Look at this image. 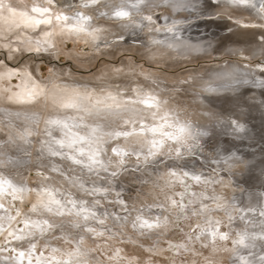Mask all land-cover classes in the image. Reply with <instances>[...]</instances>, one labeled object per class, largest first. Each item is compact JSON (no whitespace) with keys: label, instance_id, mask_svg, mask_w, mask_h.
<instances>
[{"label":"bare ground","instance_id":"bare-ground-1","mask_svg":"<svg viewBox=\"0 0 264 264\" xmlns=\"http://www.w3.org/2000/svg\"><path fill=\"white\" fill-rule=\"evenodd\" d=\"M81 1L82 3L78 0H74V3L75 5H80L81 3L82 5L94 6L92 7V10L96 8L95 11H105L108 18L111 17L116 10H119L118 5L121 3V0H100L97 4L94 5L91 3V0ZM206 1L207 0H185L187 6L194 5V8H196V10H198L197 8H199L198 12L200 11V16L201 18H203L198 23V25L190 23L191 25L189 24V26L184 25L188 20H185L186 18L184 20H175L178 24L177 30H180L179 32L175 33V44L180 46L169 47L168 45L173 43V36H169L168 34L152 36L153 40L165 41V43L163 44H155L156 46L153 45L152 47L147 44L144 45V47L150 48V50L147 52V55L155 64H165L168 62L172 65L175 64V61H178L180 59H196L204 53L209 58L213 56L218 57L217 59H215L216 61H219L217 65L210 64L204 66L200 71H187L181 74L180 79L176 78L171 80L165 78L161 75V73H158L157 71L150 68L146 70H138L129 67L122 70H117L116 72H114V74H111L108 79L103 77L101 82L105 83L106 85L99 88L92 84H86L84 82L78 81L77 78H63V74L66 73V71H64V69L62 70V68H59L60 71L57 70L58 68L53 69L50 80L40 81L38 80L39 77L37 76L38 78H36L33 71L29 68H14V66L11 67L10 65H7L6 62H2L0 71L9 72L14 70L16 74L12 76L5 75L3 76V78H0V164L3 167H0V177H5L7 179H10L11 181L12 179H14L16 181V183L12 181L14 184L28 187V182L24 181V178L26 180L29 171H48L47 174H49L52 172L51 169L53 167H59L64 172V176L53 172L54 177H51L53 176V174H49L52 179L47 175V177L38 176L34 179V181H36L38 185H29L32 188H37V186L39 185H44L50 187L55 191L56 189L51 185V181H53V183H55L54 185L57 184L59 187L58 189L61 191V194H57V190L55 191L58 199H61L62 201H66L68 199L77 201H79L80 199H84L88 201L89 203L86 206L90 207L91 210L96 213V219H89V221L87 222L88 226L95 229V232L89 233L83 231L80 228L73 227L72 222L77 219L74 215L66 214L63 217H54L49 216L48 214H41L39 211L37 213H33L31 211L27 212L26 209H24V211V203L29 201L31 204H35L38 201V197L36 196L35 192L33 194L24 193L21 194L22 200L20 199V210L17 208L16 210H14L10 208L11 205L5 206L6 204L4 205V209H7V212H5L4 209H0V237H5L8 240L13 241L15 239H13V237L8 233L13 232L16 235H20L21 233L19 230L22 228H19V225L20 223H23L25 219L41 220L48 218L52 221H55L58 225H61L60 228L56 229L57 231L55 233L57 234V236L53 232H50L48 234L45 233L43 236H41L37 232L34 238H30L32 239V242L36 244L37 249H40V246L38 247L37 243L41 240L44 241L43 243L46 246L45 251L43 250L44 256H49L51 254L52 248H58L60 249V251L55 253V255L58 258L63 257L65 253H67L68 251H72L76 247V241L80 236H83L84 240L80 245V248L81 251L86 255L81 258L86 260L87 264H123V260L125 261L126 257L128 258L127 260H135V255L133 253H127L128 247H126V245H112L113 242L116 243L120 241L119 239H116L117 233H121L120 231H122L123 229H132L133 231L141 233L158 231L160 229L162 231L158 232L157 234H164V231H166L168 232V234L169 232H171V235L173 234V237L177 236L179 237V239L181 237L182 240L183 237H187V241L183 240L179 242L175 238L176 241L172 242L176 245L167 247L178 254L180 252H185L188 256L191 253H198L202 255L201 258L205 259L206 261L209 260V262H213L214 264H242L239 261H236V263H234V260H236L235 258L234 260L231 259L232 255L237 256V254H235L233 251H236L235 249L238 248V244L233 243V241L234 239H239V235L245 231L250 235L257 236L261 233L260 221L264 220V217L260 216L259 213L261 210H264V206L263 208H259L258 206H262V204L264 205V190H256L254 189V186L250 185H248L249 187L246 186L245 188H240V186H236V184L241 183L246 179H237L235 177H237L238 175H240V177L241 175L247 176L248 172L244 170L248 169L249 175L251 174L250 178L253 181L256 180L257 182L264 184V170L259 171L260 174L255 176V174L258 173L256 172L258 170L257 166H252L253 164L251 162L241 160V157H245V152H242L243 150H239L240 145H244L248 152H256L254 151L256 149V146L258 147V149L259 147H264V143L261 144L263 146H258L259 143H249L244 138H252L253 140H255L256 138H261L258 140L256 139L257 142H261L264 140V90H261L259 88H263L262 86H260V83L264 82V73L260 71L259 64L251 65L248 64V62L244 63V61H242V63L238 60L223 61L222 59L227 56H234L240 59L249 58L251 60H256L264 57V12L259 11V4H257L256 8L247 6H233L228 3L227 0H224L223 2H220L219 5L210 6L205 3ZM12 2L14 3V1ZM134 2L135 0H127L126 10H131V4ZM25 3L28 4V9L33 6L31 3L35 5L43 4L44 6H47L46 3L40 0H37L36 2L33 1L31 3L30 1H25ZM161 4V0H148V3L145 5V9H147L148 6H150V8H155V6H159ZM67 6L72 5L69 3ZM165 6L167 7L168 5L166 4ZM142 7L144 8V6ZM194 8L193 10L196 11ZM179 10L178 12L180 13L182 9L180 11ZM171 11L173 10L171 9ZM220 13H225L222 15H226L228 19L230 18V20H227L225 18L226 16H222L218 20L210 22L206 19V17H204ZM50 14L53 17L52 23L50 25L42 24L34 30L21 29L9 34L10 49L11 46L14 49H19L20 55H22L21 51H24L25 49L27 50V52H31L30 50H36L37 42H39L38 46L40 50H48V44H52V47H54V44L59 41L60 36L58 35L62 34L61 37L66 36L67 28L69 26H66L67 28H63L61 27L63 21L57 22L55 20V15L58 14V12L56 13L53 7H51L50 9ZM4 15H7L6 11L4 12ZM66 16L69 17L68 14ZM245 20L247 21V23H243V21ZM172 21H174V19ZM172 21H170V19H167L165 23L167 26H171V24L173 23ZM83 24L85 27V31L83 33H79L80 36H77V42H80L83 39L86 41L88 39V35L90 37L92 36L91 38H93V41L96 39L101 40V38L104 37L108 41L117 39L118 41H120V39L126 37L127 35H133V37L135 38H132V40L135 43L142 39L141 35H138V31H136L138 27H136L137 25L135 24V22H122V24L120 23V26H116V24L110 23V25L104 24L102 27H100V25L96 28H92L91 26L94 25L86 23L85 21L83 22ZM225 28L234 31L231 33L226 31L224 33L223 31H225ZM38 33L42 34V36L38 37ZM46 33H50V35H46ZM73 33L75 34L77 32ZM167 38L170 39L166 40ZM9 40H4L2 37H0V42H2L0 43V46L2 47V49H9V47L4 46L5 44L9 43ZM19 42L21 43L19 44ZM181 42H183V44H181ZM69 55L72 56L70 53ZM10 57L15 58L16 54L10 53ZM80 59L81 58H79L78 61ZM84 61L85 62H81L86 63V60ZM28 62L29 65H31V59H29ZM252 63H254V61ZM25 73L31 76L32 80L36 84H38L41 89L44 90L45 94L36 97L35 100L31 102H15L14 94L22 90V85L25 80ZM229 73L234 74L235 79L232 76L227 75ZM129 74L132 75L133 78L129 77ZM193 75L199 76L196 77ZM15 76H17L16 82H14L13 80ZM20 76L22 77L21 81L19 80ZM95 76L98 75L96 74L94 75V77ZM110 78L111 80H109ZM115 78L121 79L112 80ZM132 81L136 82L137 85V89L135 90V92L131 88L128 89V87L131 86V83L129 82ZM8 82H10V86H8ZM177 82L181 85H178ZM251 83H254V87L257 86L258 88L250 89L246 86H243ZM53 85H58L61 88L68 89L76 88L80 89L82 92L87 91L89 93H92L93 97L103 98L111 94V96L119 102H126L132 99H136L138 95L151 92L156 95L157 98L166 102L164 107L166 110H170V120L178 119L180 123H188L189 125H191L193 138L186 139L181 144H178V147L181 149V154H183L184 157L186 156V158L189 160L192 159L195 155L196 161L199 160L204 164L209 162V171L204 172L203 169L199 168V170H197L191 168L190 166L182 167L184 168L182 169L175 163L172 164L173 167H170V164L166 165L167 168L171 169V172H176L179 179L181 178L189 180L188 184H190L189 186L192 187L186 188L184 192L182 191L178 198L174 199L178 201V205L180 203L187 205V207L184 209L190 214V217L188 216L189 218L187 219V221H192L189 232H186L184 229H182V226L185 223L176 222L175 224H172L171 221H169V218L165 216V209L160 210L158 209V205H156V203L158 202L157 200H159L158 197H154L153 194H147V191L149 190L148 182L143 184V182L148 180V174L152 175L153 171L160 172L163 170V168L160 169V167L158 166L163 162V158H160L162 160H160V163L158 162L157 164H154L156 163L158 158H153L152 156H150V159H152L150 160L148 156L147 159H144L145 161H148V163L143 167L138 168L137 170H133L134 168L132 169L129 167H125L120 176L123 175L122 177H125L126 180H130L135 183L133 185H129L128 181L120 176L118 180H113L116 178H112L110 175L106 174L110 170L109 164L113 165L115 163L114 165L122 167L120 164H118V159L111 161L106 160L107 158L105 157V152H108V150L112 148L108 147L107 145L109 143L112 144L114 142L113 141L111 143L112 140H115L116 142V149L127 151L128 153L133 154L139 153V155H143L141 156L142 158H145V154H147V147L140 148V146L131 139L125 140L123 137L110 139L109 137L105 136L102 142L94 143L91 145V147L99 149L98 159L103 161L104 166H97L91 172L80 165H73L71 161L67 159H62L61 157H52L48 154L47 149L46 147H44V145L51 139V137H49L47 134L50 128L49 125H47L46 121L51 118H55L57 115L63 116V113H58L56 110H54V106L52 104L49 90ZM208 87L218 89V91H203L204 88ZM252 90L253 93H251ZM9 97H13V100H9ZM67 114L74 115L71 110H69ZM254 121L256 125L253 124ZM160 122L161 121L159 120V117H157L155 121H153L151 117H148L144 121V123L146 124ZM80 123H82V125L94 126V121L87 118ZM109 123L111 124L112 128L116 127L117 122L111 121ZM42 128L44 129V132L42 131ZM25 130L27 131V133H30V135L28 134L29 136L34 135V137L26 140L27 138L24 132ZM51 130L53 136H55L57 139L61 138V133L58 129ZM105 130L108 131L111 130V128L106 125ZM73 131H78L81 135H86L89 131V128L81 127L79 129H73ZM5 133L7 134L9 141H7V139L3 136ZM199 133L205 134L198 135ZM22 135L25 137L24 139H21ZM205 137L209 138L210 141H217L215 145H211L212 148H206V152L204 146L202 148L201 146L200 148L197 147L199 146L197 143H199L200 141H202L201 143L207 144L204 141ZM18 140H25L26 144L14 145V143H17ZM39 142H42L43 144L41 145L39 144ZM32 143H35V146H33ZM222 143L226 145L230 144L232 148L228 150V148L221 146ZM7 144L11 145L14 156L8 154V150L7 148H5L8 146ZM79 146L80 145H78V147ZM82 146L85 147V149L89 147V145L87 144ZM164 147L163 148L166 149V146ZM193 148H195L196 150ZM134 149L135 151H133ZM164 149L160 150L162 154L165 151ZM174 149H176V147H173L172 150L174 151ZM63 151L68 152L69 154H74L72 150L67 148H65ZM13 152L11 151V153ZM160 152L158 154H161ZM262 153L263 152L260 151L251 154H255L254 157L258 159L259 156L262 155ZM174 156L176 157V160L174 159V161L181 160L180 156ZM117 157L119 159L122 157L124 158L123 155ZM229 157H232V159H228ZM254 157L250 156L248 158ZM225 160H228V162L225 163ZM8 161H11V163H8ZM63 161L65 163H69L67 164L70 165V169L73 175H70L71 173H69L68 170L69 166H65L66 164ZM204 164L203 166H201V168L205 166ZM5 167H8L10 169L7 170L8 168L5 169ZM105 168L107 169V171H105ZM224 168L231 172V175H233V179L230 177V184L225 182V179L220 176V174H218L219 170H223ZM127 171L129 172V174H126ZM185 171L189 173L188 177H183V172ZM192 175L201 176V181L199 183L194 182L191 179ZM76 176H79L81 178V180L84 182V187L89 191H91L92 188H99L102 190V192L104 189H107V191L103 192V194L89 196L87 195V193L79 189V187L72 184L71 181ZM258 176L259 179H256ZM121 181H123L124 184L121 183ZM171 183L168 182L160 185L161 183L158 182L159 187H157V185H152L151 187H153L155 190H158L160 188L157 193H161L163 196H165L166 193L173 192V188L176 184L174 181H172ZM233 184H235L236 189H239V192L238 190L232 192L236 193L237 191L241 196H243L244 200V202L242 203L239 202L240 204L238 207H233V210L236 211L239 208H243V210L241 213L235 215L236 223L233 227H230L229 229H220V227L218 226H228L230 222V219L228 218L229 207L228 204L225 203L226 201H230V198H223L222 200H220V202H215V200L213 199L215 202L214 205H212L213 200L211 201L210 198L215 196V190H224L228 192L231 191V189L234 188ZM261 186L263 185H260V187ZM37 190L39 189L37 188ZM131 192H137L138 194H141V196L150 198V200L155 201H153L150 205L146 207L143 206L142 209H139V211H137L136 213V216L134 217L132 213V208H134L133 206L136 207L137 204H141L142 206L143 201L139 196L134 197L135 199L130 198L133 201H128L126 199V196H123V193L131 194ZM232 192H229L230 195L233 194ZM193 193H195V196L192 195ZM4 199H6L8 203L12 200L10 195L7 194L0 196V202L2 201L1 203H3ZM95 201H99V203L96 204L94 208H92V203H94ZM172 201H168V210L174 209V207H176V210L178 211L180 207L178 205L173 206V204H170L172 203ZM189 201H192V203H189ZM197 202L201 203L197 204ZM232 202L230 201V204ZM162 203L163 202L161 201V205ZM192 204H194V206H192ZM204 205H206L207 207H204L203 211H200V208ZM68 207L70 208L71 205H68ZM12 210L16 211V214L17 211H19L20 214H12ZM117 210H119V212ZM192 212L196 214L194 215ZM137 216H141L143 219H147L150 222H155L157 220V217H159L161 227L150 231L141 230L139 229V227L133 228V222L135 221ZM9 217H15V219L10 220ZM101 220L103 221L102 224L99 223V221ZM214 220L218 221V224L215 227L214 225L216 223L214 224ZM195 225L197 227L199 225L200 226L195 231V233H193L192 231L195 228ZM216 227L221 232L228 233L229 239L227 241L217 238L215 243H213L210 237H201V239L199 240L195 239V236L198 235L201 230L210 231ZM108 229H110L114 233V235H108L107 237H104V239H101L103 236L96 234L102 232L104 235L105 231H107ZM25 231H27V229H25ZM125 234L127 235L125 236L124 234H121V237L124 239L123 241L134 243L132 237L136 236V234L134 232H126ZM60 236L61 238H59ZM105 240H108L109 243L112 242V244L108 243L102 248V250L107 255V258L105 259V256H103L102 258L98 257L99 254L97 253L98 249L95 248L96 246H86V244L91 242L93 243V245H96L97 243ZM16 241L17 240H15L13 244L9 242L11 245H13L11 246V249H16L15 258H12L13 256H11V254L9 253V249L7 250L3 245L0 246V264H20L18 253L20 251H25L27 253L29 244L27 240L23 242ZM66 241H71V243H67ZM259 241H262V243L260 244ZM1 242L2 241L0 238V243ZM254 243L258 244V246L263 247L264 249V240L256 239ZM40 245L44 246L41 243ZM205 245H207V247H205ZM142 247L144 249L146 248L145 245H143ZM226 248H233L234 250L225 251L224 249ZM163 249L164 248H159L158 251L160 253H164ZM39 254L40 251L38 250L36 251V253H33V264H35V257ZM170 256H173L174 259ZM144 257V260L142 259V261L136 262L135 264H142L143 262L144 264H175L179 261H183V256L181 257V255H179L177 257L173 254L172 251H169L167 252V255L159 256L158 258L156 256H153V254ZM127 263L131 264L130 262ZM23 264H28L27 258L23 260ZM253 264H255V262ZM259 264H261V262Z\"/></svg>","mask_w":264,"mask_h":264},{"label":"rangeland","instance_id":"rangeland-1","mask_svg":"<svg viewBox=\"0 0 264 264\" xmlns=\"http://www.w3.org/2000/svg\"><path fill=\"white\" fill-rule=\"evenodd\" d=\"M12 1H14V3H15V1H19V0H12ZM25 1H27V0H25ZM29 1H34V0H29ZM40 1L46 3L47 5L49 3V0H40ZM78 1L82 3L81 0H78ZM98 1H100V0H98ZM223 1L224 0H207L205 3L207 5H210V6H215V5H219V3L223 2ZM69 3L72 6H67ZM81 3H80V5H75L74 0H52V5H53L52 7H53V9H54V11L56 13L57 12L58 13L61 12V9H63V11H64L63 15L64 14H66V15L68 14L69 18L71 19L72 17L75 16V14H76L75 13V9H77V7L79 6L80 7V11L83 12L86 16L89 17V19H87V21H85V22L94 25V26H91L92 28H96L97 26H100V25H101L100 27H102L104 24L105 25H110V23H114V24H116V26H120V23L122 24V22H129V23H134L135 22V24L137 25L136 27H138V29H136V31H138V35H141L142 39H140V41L135 43L132 40V38H135V37H133V35L132 36L127 35L128 37L126 36V37H124L125 39L122 38V39H120V41H118V39L117 40H109L108 41V40H106L105 37H104L105 39L101 38V40H97L96 39V40L93 41V38H91L92 36L90 37L87 34L88 35L87 38L90 39V40H88V39L86 40L88 42H86L84 39L81 40L80 42H77V38L80 36L79 33H83L84 31L83 32H79V33L77 32V33L74 34L73 32H75V31H71L70 30V28H69L70 25L69 24H65L64 22H62V24H61L62 26L61 27L64 28L66 26H69L68 28L66 27L67 28V32H66L67 34H66V36H63V37H61L62 34H59L58 35V36H60L59 41H57V43H55L56 45L54 44V47H52L53 46L52 44H50V45L48 44L47 45V46H49L48 50H43V49H41L39 51L30 50L31 52H27V50L25 49L24 51H21L22 55H20V50L14 49V48H12V46H11V49L10 48L9 49L8 48L7 49H4V48L2 49V47L0 46V66H2L1 65L2 62H6V63L11 64L12 65L11 67L14 66V68H18V67L21 68V69L29 68L30 70L33 71V73L36 76V78L39 77L38 80H40V81L50 80V76L52 75L53 69L58 68L57 70L60 71V69L62 68V70L64 69V71H66V73L63 74V78H65V79H71L72 77L73 78H77L78 81L84 82L86 84H92V85H94L96 87L101 88L102 86L106 85L105 83L101 82L103 77L108 79L111 74H114V72H116L117 70H122L124 68L131 67V68H135V69H138V70H140V69H145L146 70V69L150 68L152 70L157 71L158 73H161V75L163 77L172 80V79H176V78L180 79L181 74H183V73H185L187 71H190V72L200 71V70L203 69L204 66H207V65H210V64L217 65V63H219V61L215 60V59L218 58L217 56H213V57L209 58V57H207L205 55V53L201 54L196 59H191V60H187V59H183L182 60V59H180L178 61H175L174 62L175 64H172V65H171V63H168V62L165 63V64H155L152 61V59L147 55L148 54L147 52L150 50V48H146V47H144V45L147 44V45H150L151 47L153 45H155L153 43V41H154L153 38H152L153 35L168 34L169 36H173V34H174L173 32H168L165 29V26H166L165 22H166L167 19H170V21H172L174 19V21H175V20H179V19H183L184 20L186 18L185 20H187V19L188 20H187V22L184 25L189 26L190 23H194V24L198 25V23L202 20L203 17L201 18L200 11L198 12L199 8H197L198 10H196V8H194V5L193 6H186L185 7L186 10L184 8H181L183 11L181 9H180L181 11L178 9L180 11V13L178 12L177 9H176L177 11L174 10V8L170 7V5H168V4H167L168 6L166 7L165 6L166 4H164V3H162L159 6H155L156 9L155 8H150V6H148V8L145 9V6H144V8L143 7L141 8V11L143 10L142 14L144 16L152 15V21L151 22H149V21H143L142 22L139 17H136L135 18L136 20H134V22H131V21H129L126 18L117 19L114 15H112L111 17L108 18L107 15H101V13H105V11H102V12L95 11L96 8L94 10H92V7H94V6H90V5H88L87 8H85V7H83L84 5H82ZM188 7H190V8H188ZM193 8L196 11H194ZM171 9L173 11H171ZM132 10L133 9L128 10V11L130 12ZM182 12H186V13H182ZM175 14H176V16H175ZM222 14H225V13H220V14L211 15V16L209 15V16H204V17H206V19L208 21L214 22L215 20H218L222 16L223 17L226 16V15H222ZM165 15H167L168 17L165 16ZM169 16H170V18H169ZM225 18L227 20H230V18L228 19L227 16ZM183 20H181V21H183ZM174 21H172V22H174ZM239 21H241V20H239ZM245 22L247 23L246 20L243 21V23H245ZM72 23H75V20H72ZM156 27H159L161 30L159 32L155 31L154 29ZM224 30H225V31H223L224 33L226 31H228L230 33L234 31V30L231 31L230 29H227V28H225ZM179 31L180 30H175V33L179 32ZM68 32H69V34H68ZM39 36L41 37L42 34H39L38 37ZM201 36H203V35H201ZM168 39H170V38H167L166 40H168ZM95 41H97V42H95ZM0 43H2V42H0ZM20 43L21 42H19V44ZM136 44H138V45H136ZM10 53L11 54L15 53L16 57L15 58H11L10 57ZM69 53L75 58L70 56ZM75 54H76V56H75ZM81 54H83V55H81ZM84 55L86 57L87 56H90V57L86 58ZM233 57L234 56H230V57L227 56V57H224L222 60L223 61H225V60L226 61L227 60H229V61H237L238 60L240 62L244 61V63L248 62V64H251V65H257V64L261 65L260 63L264 61V57H261V58L256 59V60H251L249 58L240 59V58H237V57H234V58ZM76 58H78V59L81 58V59L78 61V59H76ZM29 59H31V61H32L31 65H29V62H28ZM84 60H86V63H82V62H85ZM253 61H254V63H252ZM103 72H105V73H103ZM96 74L98 76L94 77V75H96ZM102 74H103V76H102ZM193 76L198 77L199 75H193ZM129 77H132V75L129 74ZM14 79H17V76H15ZM21 79H22V77L20 76L19 80L21 81ZM120 79L121 78H115V79H112V80H120ZM109 80H111V78ZM129 83H131V86H129L128 89L131 88L135 92V90L137 89L136 82L132 81V82H129ZM7 84H8V86H10V82H8ZM178 85H181V84L178 83ZM243 86H246V87H248L250 89L258 88L256 85H255L256 87H254V83L246 84V85H243ZM259 88L261 90H264V87L263 88L259 87ZM251 93H253V90H252ZM253 124L256 125L255 121L253 122ZM42 131L44 132L43 128H42ZM24 132H25V135H26V138H27L26 140H28L29 138L31 139V138L34 137V135L33 136H29L27 134L26 130ZM3 136L7 139V141H9V138L7 137L6 133ZM244 138L249 143H253V144H258L259 143L258 146H263L261 144L264 143V140L261 141V142L260 141L259 142L256 141V139L258 140V139H261V138H256L255 140H253L252 138H247V137H244ZM204 141L207 144L201 143L202 141H200L199 143H197L199 145L197 147L200 148V146H201V148H202L204 146L205 147V152L207 151L206 148H212L211 145H215V143L217 142L215 140L210 141L209 138H207V137L204 138ZM111 143L112 144L109 143L107 145L108 147H112V148L110 150H108V152H105V155H106L105 157L107 158L106 160L107 161L108 160L111 161V160L118 159V164H120L122 166V167H118V166L114 165L115 163L113 165L109 164L110 165V167H109L110 170L106 174L110 175L112 178H116V179H113V180H118L120 177L123 176V175L120 176V174L124 171L125 167H129V168H132V169L134 168L133 170H137L138 168L143 167L144 165H146L148 163V161L144 160L145 159L144 157L143 158L141 157L143 155H139L140 158L138 159L137 156H136L137 154H135V153L134 154L133 153H129L128 156H124V158L122 157V158L119 159L112 152V149L116 147L115 140H112ZM17 144L21 145V144H26V143H25V140H23V141L18 140V142L14 143V145H17ZM39 144L42 145L43 143L39 142ZM167 144L164 145V146H166V149H164L165 147L163 148L165 150L163 152V154H162V152H160L161 154H158L157 156H155L158 159H157L156 163H154V164H157L158 162L160 163L162 161L161 159L163 158V162L160 165H158L160 167V169L163 168V170L160 171V172H154L153 171L152 175L148 174L147 175V179L148 180L143 182V184L148 182L149 190L147 191V194H150V195L153 194L154 197L155 196L158 197V199L160 201L157 200L158 202L156 203V205H158V209H160V210L165 209V216L167 218H169V221H171L172 224H175L176 222L185 223L186 225L183 224L182 229H184L186 232H189L192 221H187V219L190 217V214L188 212H186V210L182 211L181 209H178V211H177L176 207H174V209L168 210V207H167L168 201H172L175 198H178L180 196V194L182 193V191L184 192L186 188L191 187V186H189L190 184H188L189 180L182 179L183 182H181V178L179 179V177L177 175L176 176H172L171 175V173H172L171 169L167 168L166 165L170 164V167H173L172 164L175 163V164L179 165L180 168L186 167V166H190L193 169L199 170V168H200V169H203L204 172H208L209 171L208 168H210V163L207 162V163L204 164L203 162L201 163L199 160L196 161L195 160V155L193 156L192 159L189 160V159L186 158V156L184 157L183 154H181V151H180L181 149L178 147V144H174L172 142H168ZM7 145L8 146L5 147V148H7L8 154H11L12 156H14V152H13V150L11 148V145H9V144H7ZM32 145L35 146V143H32ZM221 146H224V147L228 148V150L232 148V146L230 144L226 145V144L222 143ZM173 147H176V149H179V151H180V159L181 160L174 161V159L176 158L174 155L177 156V154H176V149H174V151L172 150ZM195 148H193V149H195ZM239 150H243L242 152H245V157H243V158L241 157V160H244L246 162H251L253 164L252 166H257L258 170L256 172H258V173L255 174V176L259 175L260 174L259 171L264 170V147H259V149H258V147L256 146V149L254 151H256V152L262 151L263 152L262 155L259 156L258 159L254 157L255 154H253V155L251 154V153H256V152H253V151H249L248 152L244 145H240L239 146ZM11 151L13 153H11ZM146 155L147 154H145V157H146ZM250 156H253L254 158H248ZM38 157H40V156H38ZM127 157H129V158H127ZM182 157H184V158H182ZM133 158H134V160H133ZM38 159H41V158H38ZM149 159H150V156H149ZM177 159H179V158H177ZM150 160H152V159H150ZM67 163L68 162H66L65 163L66 165L65 164L64 165L67 166L69 164V163L68 164ZM261 163H263V164H261ZM203 164L205 166L201 168V166H203ZM68 166H69L68 167L69 173H71L70 175H73V173L71 172V169H70V165H68ZM252 166H250V167H252ZM261 166H263V167H261ZM0 167H2L1 164H0ZM212 167H213V165H212ZM7 168L8 167H5V169H7ZM9 169L10 168H8L7 170H9ZM182 169H184V168H182ZM129 170H131V169H129ZM27 171H29V170H27ZM111 171L112 172L113 171L114 172L117 171L116 172L117 175L116 176H112V172ZM128 171L126 172V174H129ZM244 171L248 172L247 176L241 175V177H240V175H238L235 178L243 179V180L246 179V180L241 182V183H237L236 186H240V188L241 187L245 188L246 186L249 187L248 185H250V186H254V189H256V190H260V189L264 190V184H261V183L257 182L256 180L253 181L250 178L251 174L249 175V170L248 169L244 170ZM256 172H254V173H256ZM38 173H43V176H45V177H47V176L50 177V175L53 174V176H51V177H54V173L53 172L49 173L50 174L49 175V174H47L48 171L47 172L34 171V170L31 171V172L29 171V174L26 177V180L24 178V181L28 182V185H27L28 187L27 188L31 189L32 185L33 186L38 185V183L36 181H34L35 178H37L38 176H41V175H38ZM218 174H220V176H222L225 179V182H227L229 184L231 182L230 179L231 178L233 179V175H231V172H229L225 168L223 170L220 169ZM122 178L125 179V177H122ZM256 179H259V176ZM12 181H14V183H16V181L14 179H12ZM126 181H128L129 185L135 184V183H133L130 180H126ZM172 181H174L175 184H176L174 186V188H173V192L166 193L165 196H163L161 193H159V194L157 193V191H159L160 188L158 190L157 189L155 190L153 187H151L152 185H157V187H159L158 182L161 183L160 185H162L163 183L164 184L168 183V182L171 183ZM51 182H52L51 183L52 187H54L56 190H58V191L55 190L57 192V194H61V191L58 189L59 188L58 185L57 184L54 185L55 183H53V181H51ZM121 183H123V181H121ZM29 184H31V186ZM233 185H234V188L231 189V191H229V192H232V191H235V190H238V192H239V189H236L235 184H233ZM260 185H263V186L260 187ZM258 186H259V188H258ZM229 192L228 191H224V190H215V196L210 198L211 201L214 199L215 202H220V200H222L223 198H226V197L230 198L231 202L233 201L231 204H230V201H226L225 202V203L228 204V207H229L228 208V215H229L228 218L230 219V222H229L228 226H223V225L218 226V227H220V229L221 228H228L229 229L230 227H233L235 225V223H236L235 215L241 213L242 210H243V208H239L236 211L233 210V207H235V206L238 207L240 203L244 202L243 196H241L237 191H236V193L232 192L233 194H231V195H230ZM33 193L34 192H32L30 194H33ZM107 193H109V192H107ZM131 194L130 193H123V196L124 197L126 196V199L128 201H131L132 199H135L134 197L139 196L142 199V201H143L142 206H141V204H137V203H136L137 204L136 207L133 206L134 208H132L133 209L132 213H133L134 217L136 216V213H137V211H139V209H142L143 206L146 207V206L150 205L153 201H155V200H150V198L143 197V196H141V194H138L137 192H131ZM130 198H132V199H130ZM8 200H9V198H8ZM12 200L8 203V201H6V199H4L3 204L4 205L6 204L5 206L11 205L10 208H12L14 210H16V208L20 210V208H21L20 199L13 200V201ZM214 200L212 201V205H214V203H215ZM161 201L163 202L162 203L163 206L161 205ZM263 202H264V199H263ZM199 203H201V202H197V204H199ZM170 204H172V203H170ZM229 204H230V206H229ZM31 205L32 204L29 201L24 203L23 204V210L26 209L27 212L30 211ZM192 206H194V204H192ZM263 206L264 205L262 204V206L260 205L258 207L259 208H263ZM152 208H155V207H152ZM14 210H12V214L13 213L16 214V211H14ZM117 211L119 212V210H117ZM230 215H232V216H230ZM132 219H134V218H132ZM214 224H215L214 227L217 226L218 221L214 220ZM23 226H24V224L20 223L19 228H24ZM199 226L197 227L195 225V228L193 229L192 232L195 233V231L199 228ZM56 229H54L52 232L55 233L57 231ZM129 229H130V227H129ZM160 231H162V230L159 229L158 231H150L148 233H146V232L141 233V232L133 231L132 229H130V230L123 229L122 231H120L121 233H117L116 234V239H119L121 242L120 241L116 242V243L113 242V244H112V242L109 243L108 240H105V241H101V242L97 243L96 245H93V243L91 242V243L86 244V246L87 247L96 246L95 248L98 249L97 253L99 254L98 257L102 258L103 256H105L104 257V259H105V258H107L106 257L107 255L102 250L104 245H106L108 243L112 244V245H119V246L126 245V247H128L127 253L129 252V254L133 253L135 255V260H133L135 262H133L132 260H127L128 258L126 257L125 258L126 260L125 261L123 260V262H124L123 264H129L127 262H130L131 264H135L136 262L142 261V259L144 260V258H145L144 256H147V255H150V254H153V256H156L158 258L159 256L167 255V252H169V251H172L173 254L175 256H177V257L179 255H181V257L183 256L182 257L183 261H179L178 262L179 264H184V263L185 264H214L213 262H209V260L206 261L205 259L201 258L202 255H200L198 253H191V254H189L187 256L185 252H180L178 254V253L174 252L172 249L167 248V247H171L173 245H176L172 241H176V239H177L178 242L179 241H183V240L187 241V237H183V240H182L181 237H180V239L177 236L173 237L172 236L173 234L171 235V232H169V234H168V232H166V231H164V234H161V233L157 234ZM126 232H134L136 234V236L132 237L134 243H129L128 241H125V242L123 241L124 239L121 237V234H124L126 236L127 235V234H125ZM48 233H50V232H48ZM48 233H46V234H48ZM55 235L57 236L56 233H55ZM59 235H61V234H59ZM108 235H114V233L110 229H108L107 231H105V234L102 235L103 237L101 239H104V237H107ZM156 237H158V238H156ZM0 238H1V241H2L0 243V246L3 245L7 250L9 249V253L11 254V256H13L12 258H15L16 253H15V251H12L13 249H11V246H13L11 244H13L15 242V240L11 241V240H8L5 237H0ZM59 238H61V236ZM236 240H238V239H234V241H236ZM113 241H115V240H113ZM39 242L44 245V243H43L44 241L41 240ZM39 242L37 243V245H38V247L40 246L39 247L40 249H37V250L40 251V253H41V252H43V250L45 251L46 246L45 245L44 246L40 245ZM259 243L261 244L262 241H259ZM143 245L146 246L145 249L142 247ZM165 245H166V247H165ZM28 247H29V245H28ZM159 248H164L163 249L164 253H160L158 251ZM224 250L225 251L226 250H232L233 251L234 249L233 248H230V249L226 248ZM235 250L236 251H233V252L235 254H237V256H233V255L231 256L232 260H234V258L236 259V260H234V263H236V261H239L242 264H249V263L253 264L254 262H255V264H259L261 262V259L264 258V249H263V247H260V246H258V244H255V243H254V246H250V247H243V246L238 245V248H236ZM170 257L173 258V256H170ZM106 262H109V261H106ZM178 263H175V264H178ZM142 264H144V262Z\"/></svg>","mask_w":264,"mask_h":264},{"label":"snow or ice","instance_id":"snow-or-ice-1","mask_svg":"<svg viewBox=\"0 0 264 264\" xmlns=\"http://www.w3.org/2000/svg\"><path fill=\"white\" fill-rule=\"evenodd\" d=\"M161 2L168 4L177 10L187 6L185 0H161ZM227 2L233 6H247L251 8H256L257 4H259V11L264 12V0H227ZM91 3L95 5L98 3V0H91ZM147 3L148 0H135V2L131 4L133 11L130 13L126 10L127 0H121V3L118 5L119 10H116L113 15L117 19L126 18L131 22H134L136 17H139L142 22H151L152 15L144 16L141 11L142 6H145ZM52 6V0H49L47 6H44L43 4H34L30 9H28L25 0H19L18 3H13L12 0H0V37L4 40H9V34L14 33L17 30H34L42 24L50 25L53 20V17L50 14ZM83 7L87 8V5H84ZM5 11L7 12V15H4ZM75 13V16L70 19L68 16L63 15V9H61V12L55 15V20L57 22L63 21L65 24H69L71 31L78 33L83 32L85 31L83 22L89 17L80 11L79 6L75 9ZM101 15H107V13H101ZM72 20H75V23H72ZM165 29L168 32L174 33L172 37L173 43L168 46H180L175 44V30L178 29V24L174 21L171 26L166 25ZM154 30L159 32L161 29L156 27ZM46 35H50V33H46ZM153 43L163 44L165 41L154 40ZM181 44H183V42H181ZM38 45L39 42H37L36 51L40 50ZM4 46L10 48V40L9 43ZM260 71L264 73V65H260ZM14 74H16L14 70L9 72L0 71V78H3L5 75L12 76ZM227 75L232 76L235 79L234 74L229 73ZM260 86L264 87V82H261ZM203 91L215 92L218 91V89L208 87L204 88ZM44 94V90L32 80L29 74L25 73L22 90L14 94V100L15 102L21 103L31 102L35 100L36 97ZM49 94L51 96L54 110L58 113H63V116L57 115L55 118L46 121L50 128L47 134L51 139L44 145V147H46L50 156L67 159L71 161L73 165H80L89 172L93 171L97 166H104L103 161L98 159L99 149L93 148L91 145L102 142L105 136L110 139L121 137L125 140L131 139L139 145L140 148L147 147L148 151L145 159H147L148 156L155 157L169 141L174 144H181L186 139L193 138L191 125L188 123H180L178 119L170 120V110H166L164 107L166 102L160 100L151 92L138 95L136 99L126 102L117 101L111 96V94L103 98L93 97V94L87 91L82 92L80 89L76 88H61L58 85H53L49 90ZM8 99L13 100V97H9ZM69 110H71L74 115H68L67 113ZM148 117H151L153 121L159 117L161 122L146 124L144 121ZM86 118L94 121V126L82 125V123H80ZM111 121L117 122L115 128L111 127V124L109 123ZM106 125L111 128V130L106 131ZM81 127L89 128L86 135H81L78 131H73V129H79ZM51 129H58L61 133V138L57 139L53 136ZM27 134L30 135V133ZM204 134L205 133H199L198 135ZM24 138L25 137L22 135L21 139ZM86 144L89 145L87 149L82 146ZM78 145L80 146L78 147ZM65 148L72 150L74 154L64 152L63 150ZM133 151H135V149ZM112 152L116 156L129 155L127 151L118 150L116 148H113ZM176 154L177 157L180 156L179 149H176ZM137 158H139V153H137ZM228 159H232V157H229ZM224 162L227 163L228 160H225ZM8 163H11V161H8ZM51 171L64 176V172L59 167H53ZM105 171H107L106 168ZM38 175L43 176V173H38ZM116 175V172H112V176ZM171 175L176 176L177 174L176 172H172ZM188 176L189 173L187 171L183 172V177ZM191 179L194 182L199 183L201 181V176L192 175ZM71 182L74 186L79 187V189L87 193L89 196L103 194V192L107 191V189H104L102 192L99 188H92L91 191H89L84 187V182L79 176H76ZM181 182H183L182 179ZM37 188L39 190H37ZM37 188L29 189L23 185L14 184L10 179L0 177V196L7 194L10 195L13 200H18L21 199V194L35 192L38 201L31 205V212L37 213L39 211L41 214H48L49 216L54 217H63L66 214L74 215L77 219L72 222L73 227L80 228L89 233L95 232V229L88 226L87 223L89 219H96V213L92 211L90 207L86 206L89 203L88 201L84 199H80L79 201L72 199L62 201L57 198L56 192L50 187L39 185ZM192 195L195 196V193ZM98 203L99 201L92 203V208ZM189 203H192V201H189ZM172 204L177 206L178 201L173 200ZM68 205H71V207L69 208ZM178 206L182 211L187 207V205L182 203ZM204 207L207 206H202L200 211H203ZM0 209H4L3 203H0ZM4 211L7 212V209H4ZM19 214V211H17V215ZM193 214L195 215L196 213ZM259 214L264 217V210H261ZM9 219H15V217H9ZM23 223L24 228L19 230L21 233L20 235H16L13 232H9L8 234L17 241H28L29 247L27 253L25 251H20L18 253V258L20 264H23L25 258L28 259V264H33L32 257L33 253L37 251V246L30 238H34L37 232L43 236L45 233L60 228L61 225H58L55 221L48 218L41 220L25 219ZM99 223L102 224L103 221L101 220ZM260 224L261 233L258 236L250 235L245 231L242 232L239 235V239L233 241V243L243 247H250L254 246L253 242L256 239L264 240V220H261ZM137 227L141 230L150 231L161 227V222L159 217H157L155 222H150L147 219H143L141 216H137L133 222V228ZM25 229H27V231H25ZM96 234L103 235L102 232ZM201 237H210L213 243H215L217 238L224 241L229 239L228 233L221 232L218 228H213L210 231L201 230V232L195 236V239L199 240ZM83 240L84 237L80 236L76 241V247L72 251L65 253L61 258H58L55 255V253L60 251L58 248H52L51 254L47 257L41 252L35 257V264H87V261L81 258L86 255L80 248ZM66 242L71 243V241ZM205 247H207V245H205ZM12 251H16V249H13ZM261 264H264V258L261 259Z\"/></svg>","mask_w":264,"mask_h":264},{"label":"water","instance_id":"water-1","mask_svg":"<svg viewBox=\"0 0 264 264\" xmlns=\"http://www.w3.org/2000/svg\"><path fill=\"white\" fill-rule=\"evenodd\" d=\"M261 65H264V61L260 63Z\"/></svg>","mask_w":264,"mask_h":264}]
</instances>
